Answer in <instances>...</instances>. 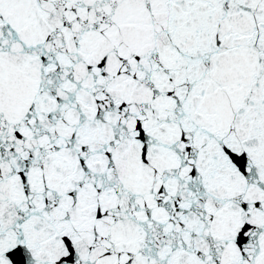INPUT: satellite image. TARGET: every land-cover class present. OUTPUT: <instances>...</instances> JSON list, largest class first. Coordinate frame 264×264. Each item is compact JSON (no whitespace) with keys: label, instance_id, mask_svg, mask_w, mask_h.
Returning a JSON list of instances; mask_svg holds the SVG:
<instances>
[{"label":"snow or ice","instance_id":"1","mask_svg":"<svg viewBox=\"0 0 264 264\" xmlns=\"http://www.w3.org/2000/svg\"><path fill=\"white\" fill-rule=\"evenodd\" d=\"M0 264H264V0H0Z\"/></svg>","mask_w":264,"mask_h":264}]
</instances>
